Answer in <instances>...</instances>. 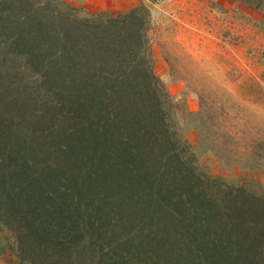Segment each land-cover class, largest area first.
Segmentation results:
<instances>
[{
  "label": "trees",
  "instance_id": "trees-1",
  "mask_svg": "<svg viewBox=\"0 0 264 264\" xmlns=\"http://www.w3.org/2000/svg\"><path fill=\"white\" fill-rule=\"evenodd\" d=\"M149 16L0 0V236L18 264H264V192L198 167Z\"/></svg>",
  "mask_w": 264,
  "mask_h": 264
},
{
  "label": "rangeland",
  "instance_id": "rangeland-1",
  "mask_svg": "<svg viewBox=\"0 0 264 264\" xmlns=\"http://www.w3.org/2000/svg\"><path fill=\"white\" fill-rule=\"evenodd\" d=\"M132 1L149 11L153 70L198 167L264 192V0ZM4 243L0 264H18Z\"/></svg>",
  "mask_w": 264,
  "mask_h": 264
},
{
  "label": "crops",
  "instance_id": "crops-1",
  "mask_svg": "<svg viewBox=\"0 0 264 264\" xmlns=\"http://www.w3.org/2000/svg\"><path fill=\"white\" fill-rule=\"evenodd\" d=\"M201 1L195 0V2H197V5H200ZM83 5L87 9H95L93 11L109 10L112 13H118V11L120 10L122 12H126L136 4H134L132 0H84ZM159 74L164 75L161 72Z\"/></svg>",
  "mask_w": 264,
  "mask_h": 264
}]
</instances>
